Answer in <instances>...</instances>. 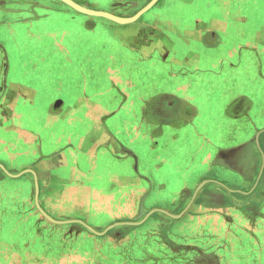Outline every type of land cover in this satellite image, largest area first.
Returning a JSON list of instances; mask_svg holds the SVG:
<instances>
[{
	"label": "crops",
	"instance_id": "0c3cea01",
	"mask_svg": "<svg viewBox=\"0 0 264 264\" xmlns=\"http://www.w3.org/2000/svg\"><path fill=\"white\" fill-rule=\"evenodd\" d=\"M72 1L128 18L152 0ZM3 26L9 34L1 33ZM262 54L264 0H155L127 23L62 0H0V264H75L73 233L80 227L59 230L53 223H79L54 216L64 217L67 194L92 195L82 186L87 173L114 185L108 199H124L119 210L132 213V220L155 211L178 218L190 212L199 222L192 240L173 243L165 235L180 249L173 253L180 263L214 264L201 261L207 252L217 254V246H232L229 237L218 236L228 231L240 242L252 240L248 256L264 264L256 246L264 197L247 212L234 193L264 187V150L259 157L252 149L254 139L264 143ZM100 80L123 87L115 107L100 100L108 89ZM139 81L151 92L135 111H120L128 104L126 87ZM53 83L54 95L45 92ZM109 163L126 171L104 177L99 172ZM194 171L208 174L189 188L187 181L199 175ZM22 174L29 175L28 193L6 186L7 177ZM169 180L177 184L167 193L175 213L148 209L146 198L164 191ZM224 193V206L212 204ZM212 218L217 221L208 228L201 225ZM169 225L160 226L164 233H173ZM103 242L106 254L116 248L112 240ZM112 256L105 262L114 263ZM119 262L131 263L122 256Z\"/></svg>",
	"mask_w": 264,
	"mask_h": 264
},
{
	"label": "rangeland",
	"instance_id": "374dc122",
	"mask_svg": "<svg viewBox=\"0 0 264 264\" xmlns=\"http://www.w3.org/2000/svg\"><path fill=\"white\" fill-rule=\"evenodd\" d=\"M102 5L103 4H101V6ZM103 8L106 7L103 6ZM94 19L97 21L100 20L99 17H95ZM1 33L9 34L10 33L9 26H3L1 28ZM106 46L109 45L106 44ZM114 46L115 45H111V47L113 48ZM116 52L114 51L112 54L116 55L115 54ZM116 56L118 57V55ZM261 56H263V54ZM262 63L264 65V56L262 59ZM106 64L107 65L109 64L110 66L115 68L119 66V65L115 66L114 61L112 62L110 60H108ZM119 72L118 75L120 74ZM122 74L123 75L121 76L124 79V73ZM248 77L249 80H252V77L250 75H248ZM97 83L100 85H104V87L106 86L108 88L106 94L101 96L100 99L103 102V104H108V106H111L113 108L115 107V105H118L123 100L122 99L123 94L121 93V89L123 87L122 88L111 87L110 82L103 80H100ZM140 83L141 82L139 81L137 88L133 87L132 89H130V87H126L125 91L129 96L127 98L128 104L126 107H122L120 111L122 112L135 111L139 100L151 92L152 86L149 85L147 89H144V87ZM52 86L53 89L47 87L46 89L44 88L45 92L48 91L54 95L57 92L55 83H53ZM65 123L67 122H64V124ZM66 127L70 128L71 124H68ZM252 149L254 155L262 157V149L264 150V143L262 142V139L261 141L258 140V143L254 139V144L252 146ZM22 165H27V163L25 161L21 162V166ZM124 167L125 166H121V164L118 163L104 164L103 167H101L100 170L101 172L99 173L104 174L105 177V175L109 173L114 174V173H120L122 170L126 171V168ZM67 169H68L67 167L61 169L60 174L65 175ZM193 174L196 175L199 174V175L197 176L198 178L195 179L193 178L190 181H187V186L189 188H193L197 184L200 174H208V173L194 171ZM28 176H29L28 174H22V176H19L17 178L7 177L6 186L10 188H20L21 190H25L28 193L30 190V184L28 183ZM219 177L221 176L219 175ZM221 178H224V176ZM86 180L87 182L85 181L82 184V186L83 187L86 186L89 192L93 191L92 195L87 196L84 194L81 195L79 194L75 196L76 193L74 195L72 193L67 194L66 200L68 201L66 205L64 204L61 210V214L64 217L54 216V218L57 219L68 218V219H78L83 222L85 221L90 227H92L96 231V233L91 231L90 229H87L86 227L84 228V225L80 222L78 224L53 223V227H56L59 230H65L71 227L72 228L80 227V233L77 232L73 233V240L78 242L79 243L78 246H80L79 249L77 246L74 251L73 257L76 260L75 264H105V263L110 264L109 262H105L104 258L105 255L111 256V254L113 255L112 256L113 259L115 260V262L112 264H120L119 262L120 256L123 257V260L127 262L128 261L131 262L127 264H151V263L183 264L182 262L180 263L178 257H175L173 254L174 252H176V256L180 254L181 253L180 249L176 248L174 250V245L168 241L165 235L167 234L168 237L171 238V241L173 243H178V242L180 243L186 240L188 241L190 239L192 240L194 238V235L198 233L196 232V230L199 227L198 226L199 222L196 219H192V216L189 215L190 212L178 218L177 216L174 215L172 216L161 215L159 212L155 211L151 216L149 215L138 216L137 218L132 220L131 219L133 217L132 213H127V211L123 212L119 210V207L125 206L126 202L124 199H120V200L108 199L111 196H113L111 192L115 191L114 185H110V184L104 185V183H100V181L97 180V177L91 176V173H87ZM160 180L165 182V179L162 178L156 179V177L154 182L156 183V181H160ZM228 181L231 182L232 179L230 178L228 179ZM175 185L177 184H171L169 180V183H167L166 189L164 191L157 190L158 193L151 195L149 198H146L145 206L148 209H151V207H160L157 208V210H162V208H164L168 211H171V213H175L173 211L176 210V207L174 204L170 203L171 195L167 194L175 189ZM91 187H93L94 190H91ZM69 191H71V188L68 189V191L66 192ZM194 208H195V203L191 205L190 211ZM216 221L214 220V218H212L209 221L203 222L201 225L202 226L206 225V227L208 228L210 224ZM127 222L129 224H135V223H141V224L126 225L125 223ZM168 223L170 225L167 227L170 228L167 231H172L173 233L171 234H168V232L166 231L164 233L162 227H160L162 224H168ZM105 229L107 230L103 234L98 233L104 231ZM232 235L233 232L229 233L228 231H223V232L220 231L218 236L229 237V241L232 246L227 248L225 246H217L216 244L215 247L216 246L218 247L217 254L216 253L209 254L210 252H207L208 254H205L206 256H204L201 262L203 263L206 260L208 261L209 258L210 259L212 258L214 264H255L251 260L252 257L248 256L249 248L255 247L252 240H244L243 242H240L239 240H235L232 237ZM257 236L260 239L259 244L256 245L258 246L257 253L258 255L261 254L264 255V230H258ZM67 239H71V237ZM104 240H109V241L112 240L113 244L116 246V248L111 249L112 252L109 254H106L107 252L105 253L106 249L105 247H103ZM159 240H163V242ZM89 244H93V247H91L90 250H88ZM69 250H70V254H69L70 256L72 251L71 249ZM186 253L191 254L192 251L189 250ZM89 256H90V260L88 259Z\"/></svg>",
	"mask_w": 264,
	"mask_h": 264
},
{
	"label": "water",
	"instance_id": "95a60500",
	"mask_svg": "<svg viewBox=\"0 0 264 264\" xmlns=\"http://www.w3.org/2000/svg\"><path fill=\"white\" fill-rule=\"evenodd\" d=\"M62 1H64L65 3H67L68 5H70L71 7L75 8L76 10H78L80 12L87 13V14L94 15V16L107 17V18L113 19V20H115L117 22L127 23V22H131V21L135 20L142 12H144L145 10H147L151 6V4L153 3V1H155V0L150 1L141 10H139L135 15H133L132 17H128V18H119L118 16H116V15L110 13V12H106V11H99V10L87 9V8H84V7L79 6L78 4H76L75 2H73L72 0H62ZM77 221L80 222V223H82L88 229H90L91 231H93V232L96 233V231L92 227L88 226L83 221H81V220H77ZM57 222H68V221L65 220V221H57ZM106 230L107 229H105L102 232H98V233H102L103 234Z\"/></svg>",
	"mask_w": 264,
	"mask_h": 264
},
{
	"label": "flooded vegetation",
	"instance_id": "af4514ba",
	"mask_svg": "<svg viewBox=\"0 0 264 264\" xmlns=\"http://www.w3.org/2000/svg\"><path fill=\"white\" fill-rule=\"evenodd\" d=\"M260 185H264V184H259ZM263 187V186H262ZM261 187V189H262ZM238 187L234 186V189H237ZM258 188V187H257ZM264 188V187H263ZM249 189V188H248ZM258 191L256 194H254V191L250 192L249 194H242V193H238V192H234L235 193V198H236V202H240L243 201L242 203H236V205H238V207L243 208L242 210H246L247 212L252 211L254 209V207H260L261 206V202L263 200H261V197H264L262 192ZM220 196H218L220 199H217L215 202H213L212 204L218 205L219 207L224 206L225 205V193L223 194L224 196H222L221 194H219ZM260 197V198H259ZM256 199V200H255ZM256 203V204H255ZM222 209V208H220Z\"/></svg>",
	"mask_w": 264,
	"mask_h": 264
}]
</instances>
